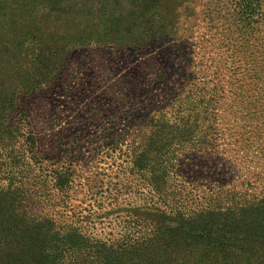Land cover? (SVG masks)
I'll use <instances>...</instances> for the list:
<instances>
[{
    "label": "rangeland",
    "instance_id": "374dc122",
    "mask_svg": "<svg viewBox=\"0 0 264 264\" xmlns=\"http://www.w3.org/2000/svg\"><path fill=\"white\" fill-rule=\"evenodd\" d=\"M235 5L187 0L171 34L76 48L52 83L22 97L15 152H42L31 167L35 210L60 224L89 215L79 224L112 238L137 217L231 203L235 188L264 191V0L243 33ZM243 34L254 38L237 64ZM8 168L20 179L21 167ZM56 175L68 186H54Z\"/></svg>",
    "mask_w": 264,
    "mask_h": 264
},
{
    "label": "trees",
    "instance_id": "16d2710c",
    "mask_svg": "<svg viewBox=\"0 0 264 264\" xmlns=\"http://www.w3.org/2000/svg\"><path fill=\"white\" fill-rule=\"evenodd\" d=\"M185 1L0 0V151L9 148L0 167V180H9L0 182V264H264V191L234 187L229 193L239 199L231 203L214 199L188 212L137 217L129 231L102 238L79 224L89 215H68L60 224L35 210L32 194L40 189L31 167L42 152L32 136L27 139L33 145L20 156L15 152L18 119L26 114L22 97L52 83L71 51L102 44L142 47L176 31L178 6ZM260 2L236 0L235 32L252 25ZM252 38H239L235 63L245 59L243 47ZM10 165L21 167L20 179ZM56 184L65 187L69 180L61 175Z\"/></svg>",
    "mask_w": 264,
    "mask_h": 264
}]
</instances>
